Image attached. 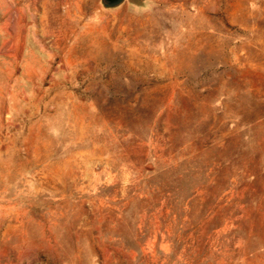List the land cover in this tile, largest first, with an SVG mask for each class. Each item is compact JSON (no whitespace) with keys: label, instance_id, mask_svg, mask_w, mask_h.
<instances>
[{"label":"rangeland","instance_id":"rangeland-1","mask_svg":"<svg viewBox=\"0 0 264 264\" xmlns=\"http://www.w3.org/2000/svg\"><path fill=\"white\" fill-rule=\"evenodd\" d=\"M0 264H264V0H0Z\"/></svg>","mask_w":264,"mask_h":264},{"label":"water","instance_id":"water-1","mask_svg":"<svg viewBox=\"0 0 264 264\" xmlns=\"http://www.w3.org/2000/svg\"><path fill=\"white\" fill-rule=\"evenodd\" d=\"M124 1L125 0H102V3L105 7H115L120 5ZM130 1H134V0H130Z\"/></svg>","mask_w":264,"mask_h":264}]
</instances>
